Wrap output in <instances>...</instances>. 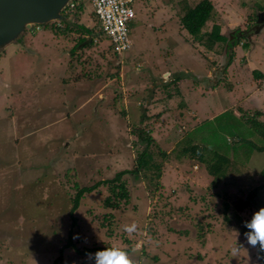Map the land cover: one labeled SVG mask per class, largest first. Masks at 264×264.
Instances as JSON below:
<instances>
[{"label": "rangeland", "instance_id": "1", "mask_svg": "<svg viewBox=\"0 0 264 264\" xmlns=\"http://www.w3.org/2000/svg\"><path fill=\"white\" fill-rule=\"evenodd\" d=\"M84 2L70 21L94 30L89 46L83 33H56L63 21H55L0 50V264H50L71 229L78 247L115 245L134 264H260L243 224L264 208V151L247 139L264 141L243 115L260 110L264 121V78L254 74L264 72V30L236 45L223 69L227 42L208 50L195 40L181 0H135L132 47L117 56ZM244 2L213 0L204 30L214 21L226 28L225 4L257 14ZM142 131L154 138L160 179L155 169L127 173L130 198L118 209L104 205L110 191L100 185L82 198L73 225L76 185L134 169ZM187 136L233 159L226 178L214 182L205 162L181 154ZM62 256L58 264H95L73 248Z\"/></svg>", "mask_w": 264, "mask_h": 264}, {"label": "trees", "instance_id": "2", "mask_svg": "<svg viewBox=\"0 0 264 264\" xmlns=\"http://www.w3.org/2000/svg\"><path fill=\"white\" fill-rule=\"evenodd\" d=\"M76 2L79 1V4L76 5L74 11L71 13V15H74L76 17H79L82 11L85 9V0H75ZM183 3V13L181 14V23L183 27L193 36V38L197 41H199L206 49L208 50H215L216 46L224 42H228V37L224 35L221 32V27L219 24H214L210 30H204V27L206 26L209 19H211L213 13H214V4L211 0H199L194 5H191L189 0H181ZM264 3V0H262ZM264 5L257 4V9H263ZM70 14L65 11V16L68 17ZM70 15V16H71ZM69 16V17H70ZM257 19V14L254 16H249V21H252L253 23ZM62 22V21H61ZM251 22V23H252ZM72 22L70 21H63L62 27H56L54 28V31L56 33H59V31L63 30L62 32L65 33L67 31H77L79 33H83L84 36H80V41L84 42L85 45L89 46L91 43H94V30L87 27L84 24H76L72 25ZM251 23L248 24V27L246 29L237 28L236 29V40H231L229 44V48L235 47L240 42L243 44H246V41L248 40L247 37L239 36L240 32H245V30H248L251 26ZM40 25V24H39ZM98 27V24H97ZM99 35H103L100 28L98 30ZM92 40L88 42L89 38ZM104 36V35H103ZM19 39V38H18ZM87 42L89 44H87ZM224 43H222V47L224 46ZM221 47V48H222ZM235 55L234 48L231 51V54L227 58V64L224 66V68H227L233 61ZM223 68V69H224ZM226 70V69H225ZM254 74L256 76H262L263 73H261L259 70H254ZM178 81V78L175 80ZM215 86V85H214ZM216 87V86H215ZM169 96L171 94L169 93ZM244 117L248 119V122L250 123V126L254 128V131L260 135L262 140L264 141V121L260 120V117L262 116V112L260 110H257L255 114H244ZM142 134V135H141ZM139 138L142 141L146 142L145 148L139 153L137 159H136V167L134 169H124L116 173V175L111 179H106L102 181H98L95 184L88 185V186H79L76 185V192L75 195L72 198V207L70 209V214L73 220V225L76 226L77 224V218L75 216V213L77 209L81 205L82 198L85 196L86 193H90L97 189L100 185L105 184L108 186V189L110 191V194L104 199V205L106 207H109L111 209H118L122 206V201H124V204L128 203L130 198V190L128 189L127 181L124 179V176L127 173H134L136 175H139L141 172L145 171H152V169H155V177L160 179L162 175V167L161 163H158L154 160V153L150 149V145L153 143L154 138L151 134L145 133L144 131L139 132ZM191 139L190 143H187V146H185L182 149L181 154L190 156L193 159H197L200 161H203L206 163L207 171L210 175L214 177L213 181H217L223 178H226L228 175L229 167L232 164H235L233 159L224 153H221L217 150H212L202 144V143H193L194 139L193 137L187 136ZM240 140V139H239ZM190 141V140H189ZM247 141L251 144L254 149L259 151H264V144L258 145L253 142L251 139H247ZM166 152H162L161 155L166 156ZM260 174L264 177V167L260 171ZM257 190L254 192H251L247 200L244 203V205H249L251 199L256 195ZM225 210L227 211L230 208V205L228 201H225L224 203ZM227 220H229V216H226ZM113 221V219H112ZM112 221H109V224H111ZM246 222L243 224V231L246 233L249 231L248 228H246ZM106 247H112L110 245L107 246H85V247H78L77 244L74 241V232L71 229L69 231L68 240L67 243L61 248V254L50 264H58L63 258V251L64 248H73L76 252L80 253L81 255H86L87 253H95L98 250L105 249ZM258 253V259L260 261V264H264V259H261V256H264V253Z\"/></svg>", "mask_w": 264, "mask_h": 264}, {"label": "water", "instance_id": "3", "mask_svg": "<svg viewBox=\"0 0 264 264\" xmlns=\"http://www.w3.org/2000/svg\"><path fill=\"white\" fill-rule=\"evenodd\" d=\"M75 0H0V50L17 41L29 27L47 22L69 21L65 16L68 5ZM264 29V7L257 10V19L245 32L239 36L251 40L252 34ZM236 30L226 33L228 42L223 52V62H227L233 48L230 41ZM92 37L88 41H91ZM254 43V42H253ZM255 45V44H254ZM225 63L223 64V68Z\"/></svg>", "mask_w": 264, "mask_h": 264}, {"label": "built area", "instance_id": "4", "mask_svg": "<svg viewBox=\"0 0 264 264\" xmlns=\"http://www.w3.org/2000/svg\"><path fill=\"white\" fill-rule=\"evenodd\" d=\"M135 0H90L92 12L112 51L121 56L132 47L130 24L135 19ZM79 1H72L67 8L71 15ZM69 15V16H70ZM40 29V25H34Z\"/></svg>", "mask_w": 264, "mask_h": 264}, {"label": "clouds", "instance_id": "5", "mask_svg": "<svg viewBox=\"0 0 264 264\" xmlns=\"http://www.w3.org/2000/svg\"><path fill=\"white\" fill-rule=\"evenodd\" d=\"M246 228L249 229L245 233L247 242L252 248L258 249L259 253H264V208H261L254 213L250 222H246ZM135 230V225L128 227L124 226V231L131 233ZM79 238L78 235L74 239ZM233 255L238 252V248H233ZM88 260H94L95 264H134L130 259L129 253L125 249L118 246L106 247L105 249L98 250L94 254L87 253ZM264 259V256L260 257Z\"/></svg>", "mask_w": 264, "mask_h": 264}, {"label": "crops", "instance_id": "6", "mask_svg": "<svg viewBox=\"0 0 264 264\" xmlns=\"http://www.w3.org/2000/svg\"><path fill=\"white\" fill-rule=\"evenodd\" d=\"M212 1V3H213V0H211ZM245 2H244V4H243V6H249L252 10L254 9V10H256V13H257V7H256V3H254V4H251V2L249 1H247V3H246V0H244ZM254 1V0H253ZM253 1H252V3H253ZM189 2H190V4L191 5H194V4H192L191 3V1L189 0ZM198 2V1H197ZM197 2H195V3H197ZM223 5V4H222ZM221 5V6H222ZM239 7H235V6H233V5H227V4H225V8H224V5H223V9L224 10H222V8H221V10L223 11V12H221V14H222V16L225 18V21H223L224 22V25H225V27L226 28H224V26H223V29L221 30V32L224 34V35H226V33L228 32V28L229 27H237V26H240L242 29H244L242 26H245V24L246 25H248L249 23H251L252 21H249V15H246V16H244L243 15V12L244 11H240V10H237ZM246 9V8H245ZM224 11H229V12H226V13H224ZM238 11H240V12H238ZM248 12V11H247ZM215 13V12H214ZM249 14V13H248ZM239 15V16H238ZM213 17H215L216 16V13L214 14V15H212ZM213 17H211V20L213 19ZM238 17H240V18H238ZM253 23V22H252ZM214 24H218V22L216 23L215 21H214V23L212 24V26L214 25ZM227 30V31H226ZM264 30V29H263ZM170 31V29H164L163 28V32L165 33V35H166V33H168ZM230 31V30H229ZM263 32V31H262ZM261 32V33H262ZM255 45H256V43H255ZM255 45H253V46H255ZM260 72H261V70H259ZM261 73H263V75L261 76H257V77H261V78H264V72H261ZM264 80V79H263ZM264 82V81H263ZM263 88H264V83H263Z\"/></svg>", "mask_w": 264, "mask_h": 264}, {"label": "flooded vegetation", "instance_id": "7", "mask_svg": "<svg viewBox=\"0 0 264 264\" xmlns=\"http://www.w3.org/2000/svg\"><path fill=\"white\" fill-rule=\"evenodd\" d=\"M69 17V16H68ZM70 18V17H69ZM236 35H237V33L235 32V34L233 35V39L232 40H236Z\"/></svg>", "mask_w": 264, "mask_h": 264}]
</instances>
